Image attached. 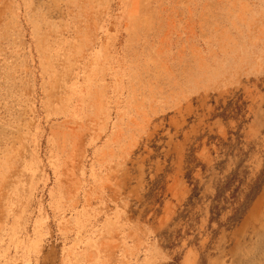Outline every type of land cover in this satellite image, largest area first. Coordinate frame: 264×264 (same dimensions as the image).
Instances as JSON below:
<instances>
[{
    "label": "rangeland",
    "instance_id": "obj_1",
    "mask_svg": "<svg viewBox=\"0 0 264 264\" xmlns=\"http://www.w3.org/2000/svg\"><path fill=\"white\" fill-rule=\"evenodd\" d=\"M0 264H264V0H0Z\"/></svg>",
    "mask_w": 264,
    "mask_h": 264
}]
</instances>
